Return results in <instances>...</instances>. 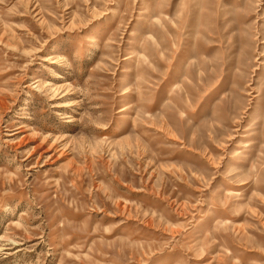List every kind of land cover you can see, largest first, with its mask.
I'll return each instance as SVG.
<instances>
[{"label": "rangeland", "instance_id": "374dc122", "mask_svg": "<svg viewBox=\"0 0 264 264\" xmlns=\"http://www.w3.org/2000/svg\"><path fill=\"white\" fill-rule=\"evenodd\" d=\"M0 264H264V0H0Z\"/></svg>", "mask_w": 264, "mask_h": 264}]
</instances>
